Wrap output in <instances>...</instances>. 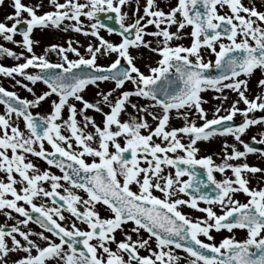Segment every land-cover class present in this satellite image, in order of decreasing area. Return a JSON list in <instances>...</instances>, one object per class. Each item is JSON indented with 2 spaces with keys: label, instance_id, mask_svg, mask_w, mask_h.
Returning a JSON list of instances; mask_svg holds the SVG:
<instances>
[{
  "label": "snow or ice",
  "instance_id": "snow-or-ice-1",
  "mask_svg": "<svg viewBox=\"0 0 264 264\" xmlns=\"http://www.w3.org/2000/svg\"><path fill=\"white\" fill-rule=\"evenodd\" d=\"M48 3L52 10L40 14L41 4L33 7L22 0H13L14 13L6 17L12 23L0 21V38L19 44L29 53L17 55L0 45V55L17 60L23 57V62L15 66L0 65V74L13 78L19 75L32 85L42 82L47 87V91L36 95L32 87L17 80V84L32 93L33 99H27L0 86V104L5 106L0 114V172L5 174V179H0V210H11L4 211L8 219H15L13 211L23 217L7 226V230L0 225V264H9L10 253L19 252L25 255L13 264H48L53 260L56 264H264V187H249L248 179L242 175L264 169L227 162L260 151L241 136L250 126L264 124V117L249 118L251 112H264V94L251 99L246 95L248 78L257 69L264 72V11L245 6L242 0H177L168 11L159 8L157 0H145L141 9L136 0L135 19L126 23L128 13L122 9L131 0H48ZM221 9L227 11L222 13ZM101 13L109 14L107 19H114L118 29L105 23ZM81 17L94 21L88 26L90 31L85 30ZM65 21L74 23L64 24ZM62 24L63 31L71 29L91 35L98 44L89 43L85 55L69 40L67 47L52 44L37 55L34 44L39 41L31 38L33 30L61 29ZM21 25L24 27H18ZM148 25H154L157 30L146 31ZM173 26L175 32L170 31ZM187 27L191 28V45L173 46L171 41L181 39L182 30ZM102 28L109 34L117 32L121 42L113 43L100 36ZM17 34L21 41L14 39ZM146 35L159 38L155 46L145 40ZM140 47L160 57L147 74L134 63L135 57L129 51ZM202 49L214 54L215 61H206ZM49 52H55L61 62H51ZM68 53L77 58L70 59ZM110 54H115V59L109 64L97 63L100 56ZM213 67L218 70L215 75L210 72ZM30 68L37 71H26ZM105 81L114 82L115 87L107 92L99 91L97 95L101 99L94 103L84 98L82 93L89 85L99 88ZM126 82L134 88L124 90ZM257 86L264 88V78L257 81ZM209 89L237 93L238 100L226 110V115H219L218 107L213 118H208L201 93ZM117 90L121 91L113 97ZM52 96L58 99L51 101V113L34 115L31 109ZM133 96L148 103H133L130 99ZM215 98L227 99L226 96ZM72 101L82 105L79 114L83 126L77 120L78 110ZM241 102L246 106L243 109L237 107ZM101 105H106L109 111L104 112ZM128 106L138 115L122 121L121 113ZM66 107L69 115L62 119ZM193 109L203 124L198 126L195 120L189 121ZM87 110L103 115V127L85 115ZM173 110L184 117L185 125L169 130ZM237 113L244 117L242 123L236 127L225 123L232 121ZM145 116L157 121L154 128ZM13 117L23 120L27 134L15 124ZM89 124L94 132L86 133L84 129ZM62 128L70 135L63 134ZM217 134L232 135L244 150L232 145V152L226 151L224 163L219 165L214 164L210 155L198 159L197 142L208 141ZM261 136L259 141L252 137L253 142L264 145V133ZM121 137L123 145L118 139ZM154 137L165 144L157 143ZM184 137L188 138L187 144L182 142ZM94 140L97 147L92 146ZM45 142L52 151L45 148ZM228 147L224 145L225 150ZM178 150L183 155L177 154ZM128 153L130 158L126 156ZM27 154L42 158L48 165L59 168L63 175L40 172L27 160ZM86 156L94 159L87 162ZM197 166L206 169V181L197 178ZM164 167L174 169V174L165 175ZM226 169H231L235 179L226 177L218 181L213 173H225ZM185 176L188 179H182ZM61 180L71 188L83 190L88 198L83 199L71 188H64L62 194L58 190L63 187ZM45 181H51V190L41 186ZM17 184L23 187L18 190ZM133 185L137 190H133ZM201 185L204 189L211 187L214 195L202 191ZM154 190L162 196L154 195ZM177 193L189 199H173ZM236 193L245 194L247 201L235 199ZM40 196L51 198L52 204L59 206L38 205L34 200ZM201 201L209 206L201 208ZM97 203L105 205L112 215L102 218L95 210ZM81 204L83 211L78 207ZM65 205L89 230H81L75 222L70 227L61 223L65 220L62 211ZM182 205L206 215L193 221L180 210ZM213 205L219 207V214ZM29 222L39 224L51 235L24 230L21 226L26 228ZM128 222L134 225L131 232L137 234V239L124 233L125 238L118 241L117 230L123 231ZM236 229L244 230L247 238L238 240L229 236L216 243L212 235L213 230L231 233ZM141 230L148 233L147 239L139 237ZM153 239L155 248L149 244ZM111 244L116 245L115 250ZM140 249H146L149 254L141 255Z\"/></svg>",
  "mask_w": 264,
  "mask_h": 264
},
{
  "label": "rangeland",
  "instance_id": "rangeland-1",
  "mask_svg": "<svg viewBox=\"0 0 264 264\" xmlns=\"http://www.w3.org/2000/svg\"><path fill=\"white\" fill-rule=\"evenodd\" d=\"M23 3L29 5V6H33L35 7L37 4H41L42 6L38 9V13L42 14L45 11H50L52 10L51 6L48 3V0H22ZM60 2H63V0H60ZM81 2H86V0H81ZM177 0H157V6L161 9H163L164 11H168L170 9L171 6H174L176 4ZM242 3L245 6L248 7H255L258 11H264V0H242ZM145 4V0H139V7L142 9L143 6ZM137 7L136 4V0H131L130 5L125 6L122 11H126L128 13V19L126 20V23H130L133 22V20L135 19V9ZM227 11V9H221L222 13H225ZM14 13V7H13V0H3V3H0V21L5 22L6 24H11V21L6 20V17L10 14ZM141 15L143 14L142 12L140 13ZM81 20L83 21L85 30H89V25L90 23L94 22V21H89L86 17H81ZM70 23H74L72 21H65L64 24H70ZM64 25H61V29H55L54 31V38L50 41H48L45 36H44V31L37 28L33 30V33L31 35V38L34 41H39L38 44H34V52L37 55L43 54L44 50L46 47H48L49 45L52 44H57V45H62L64 47H67V41L71 40L73 42V46L77 47L80 52L82 54L86 55V48L87 45L89 43L96 45L98 44V40L96 37H93L91 35H84L83 33H78L75 32L71 29H69L68 31H63ZM157 29H155L154 25H148L146 31L148 32H152V31H156ZM43 31V32H42ZM170 31L175 32L176 31V27L173 26ZM191 32V28L187 27L184 30H182V38L177 40L174 39L173 41H171V44L173 46L175 45H183V46H190L191 42H192V37L190 35ZM100 36L104 37L106 40H109L110 42L113 43H120L121 42V38L115 34H109L108 32L101 30L100 29ZM14 39L17 41H21L22 37L17 34L14 36ZM158 37H154L151 35H146L145 36V40L147 41H152L153 46L156 45L157 41H158ZM225 43H227V41H224ZM0 45H3L7 48H10L11 50H13L15 53H17V55H19L21 52L24 53V56H28L29 53H27V51L21 47L19 44H13L10 41H5L2 38H0ZM130 54L135 57L134 63H136V65L138 67H140L141 71L145 72L147 74L148 69L150 66H156V62L160 59L159 55L157 53L151 52L149 51L147 48L144 47H140V48H130L129 49ZM202 52L204 54V58L205 60H211V61H215V56L214 54H211L208 50L206 49H202ZM69 58L70 59H76L77 57H75L74 54L72 53H68ZM48 59L53 62V63H58L61 62L60 57L55 53V52H49L48 53ZM115 59V54H110L108 56H100L98 58L97 63L102 64V65H107L109 64L112 60ZM23 62V57H21V59L17 60L14 57H9L6 55H0V64L6 66V67H12L15 66L18 63ZM122 62H124L122 60ZM214 68V67H213ZM31 69V68H30ZM34 70V69H32ZM30 72H32L30 70ZM242 79L245 77H241ZM261 78H264V72H261L259 69L254 71V74L248 78V91L246 92V95L249 96V98H254L257 95H262L264 94V88H260L257 86V81ZM114 82L112 81H107V82H102L99 84V88H97L96 86H92V87H87L84 92L82 93V95L85 96H92V100L90 99L89 96V101L91 102H96L98 100L101 99L100 96L97 95V93L99 91H104L107 92L109 90H111L112 88H114ZM134 88V86L127 82L125 84V88L124 90H132ZM121 90H117L116 92H113V97L117 96L119 94ZM201 96L203 97V99L206 101V103H204L202 106L204 107V109L206 111H213L210 113H208V118L211 119L213 118L215 113V109L216 108H220L221 111L219 112V115H226L228 109L231 108L232 104L234 101L238 100V96L237 93L228 89H225L223 93L220 92H216L215 90L209 89L206 90L204 92L201 93ZM226 96L227 99H216L215 97H223ZM132 100L133 103H137L138 105H146L148 102L146 100H144L143 98H138V97H131L130 98ZM212 104H214L215 108L212 107ZM104 109V112H108L109 108L106 105H101ZM237 107L243 109L246 106L241 102L240 104L237 105ZM153 111L159 112V109H153ZM184 111V110H181ZM192 111H195L194 109ZM259 110L255 111V112H251L249 113V118H252L253 115L255 116L256 119H260V117H258L256 115V113ZM124 113V117L121 114L120 119L122 121L124 120H130L131 116L134 115H138V113L136 112L135 109H132L130 106H128L126 108ZM170 117H173V119L177 120L179 119L181 116H179L177 114V112L175 110H173V112L170 114ZM145 118L148 120L149 124L154 128L157 124V121L153 120L150 116H145ZM104 117H100L96 123L97 125H101L102 121H103ZM244 117L240 114L237 113L236 116L233 117V120L239 121V122H243ZM78 121L81 123V117H78ZM204 122V121H203ZM82 126V124H81ZM250 127H253L254 130L253 131H246L242 136L241 139L245 140H252V137H256V140L259 141L260 139H262L261 134L264 133V124H257V125H252ZM115 127L113 126V129ZM84 131L87 133L89 132V130L87 128L84 129ZM94 131V129H93ZM226 137H223V143H227V144H234L237 146L239 151H243L241 146L238 145V141L235 140V138L233 136H231L230 139L226 140ZM119 139V138H118ZM213 140H222V139H213ZM119 141L121 142V144L123 145L124 140L121 137L119 139ZM111 149V147H110ZM113 150V149H111ZM231 163L233 165H240L243 163H247L250 166L253 167H258L260 169H264V158H262V155L260 154H255V155H247L246 158H243L242 161L238 162V163H233V162H228ZM242 175L248 179L249 181V187L252 188H259V187H264V171L261 172H257V173H247L244 172L242 173ZM18 239H22L19 236L17 237ZM23 242V241H22ZM10 243V241H9ZM25 255V253L23 252H19V253H10L9 256V264H13V262L18 259L19 257ZM51 262V264H56V262L53 261H49Z\"/></svg>",
  "mask_w": 264,
  "mask_h": 264
},
{
  "label": "flooded vegetation",
  "instance_id": "flooded-vegetation-1",
  "mask_svg": "<svg viewBox=\"0 0 264 264\" xmlns=\"http://www.w3.org/2000/svg\"><path fill=\"white\" fill-rule=\"evenodd\" d=\"M0 65H2V64H0ZM30 70L32 72H36L37 71L36 69H34V70L28 69L26 71L30 72ZM17 80H20L22 82V84H28L29 87H32L34 89V92L36 93V95H40L43 91H47L46 85H44L42 82H37V84L32 85L29 81L25 80L23 77H21L19 75H15L14 78H13V77H8V76H5L3 74H0V86H3L5 89H7L9 91H15L17 93V95H19L21 98L33 99L32 93L28 92L26 88L21 86V84H17L16 83ZM105 82H107V81H105ZM92 86L93 85H91L90 87H92ZM89 96H90V99L92 100L93 99L92 96L91 95H89ZM89 96L88 97L85 96L84 98L89 101V99H88ZM56 99H58L56 96H52V97L46 99L45 101L41 102V105L39 107L32 108L31 111L33 112L34 115L36 113H39L41 116H46V115L50 114L51 111H52L51 101L52 100H56ZM72 102L76 103V107H77V110H78L77 120H78V117L80 116L81 117V124L83 126V123H84L83 117L79 114V109L82 107V105L79 102H76V101H72ZM212 107L215 108L214 104H212ZM4 111H5V106L0 104V114H2ZM211 112H213V111H211ZM211 112L207 111V113H210V114H211ZM121 114L124 117L125 114L124 113H121ZM68 115H69V113H68L67 107H66L62 111V119H67ZM85 115L91 116L95 121H97L100 117H103V115L101 113L95 112L94 110H87ZM252 118H255V116L253 115ZM188 119H189V121L195 120V122H196V124L198 126L203 124V121L199 119V117L195 114V111L191 112V114H190ZM13 120H14L15 124H17L20 127V129L22 131H25V133L27 134V130L25 129L23 120L22 119L16 120L15 117H13ZM58 122H60V121H58ZM231 122H234L236 124V126H238L241 123V122L236 121V120H232ZM184 125H185V119H184L183 116H181L177 120L173 119V117H170L169 124H168V129L170 130L171 128H179V127H183ZM100 126L103 127V121H102V124ZM87 129L89 130V132H94L91 124L88 125ZM113 130H115V128ZM253 130H254L253 127H249V129H247L246 131L249 132V131H253ZM142 131H144V130H142ZM62 132L65 135H70V133L64 128H62ZM145 134H146V132H145ZM231 136L232 135H219V134H217V135H214L212 138H210L208 141H198L197 144L195 145V147H197L199 149V151L196 153V157L199 159V158L206 157V156L210 155V156H212L214 164L219 165V164L224 163L225 152L227 151V153H231L232 152V147L231 146L234 145V144H232V143H230V144L223 143V137H226L225 139L228 140V139L231 138ZM154 139L156 140L157 143H161L162 146L165 144V142L162 141L159 138H155L154 137ZM213 139H222V140L220 141V140H213ZM244 141L247 142V143L248 142H253V140H248V139H245ZM182 142L187 144L189 142L188 138L184 137ZM225 144L229 145L227 150H225V148H224ZM238 145H240L242 150H244L243 146L239 142H238ZM92 146L93 147H97L98 143L94 140L92 142ZM234 146L238 150L237 146L236 145H234ZM75 147L76 146L74 144V148ZM45 148L49 152L52 151L51 146L48 145L47 142H45ZM110 151H111V149H110ZM262 152H264V145H263V148H262L261 151H258L256 153H250L249 155H255V154L262 155L261 154ZM177 154L183 155V153L179 152V150H178ZM169 155L174 156L176 154L169 153ZM126 156L128 158H130V153L126 154ZM262 158H264V155H262ZM85 159H86L87 162H91L94 158L86 156ZM95 159L98 160V158H95ZM27 160H30L32 163H34L36 165V167L40 170V172L48 171L51 174H54V175H57V176H62L63 175V172H61V170L59 168L55 167L54 165H48L47 162L45 160H43L42 158L36 157L34 155H31V154H27ZM242 160H243V158H240V159L229 160L227 162L238 163V162H240ZM141 163L143 165V161ZM174 171L175 170L170 168V167H164V174L165 175L167 173H169V172L174 174ZM196 171L199 174L197 178L198 179H204L206 181V179H207L206 169H204L201 166H197L196 167ZM213 174H214V176L216 177V179L218 181L219 180H223L226 177L235 179L231 169H226L225 173H220L218 171H215ZM81 175H83V173H81ZM0 179H5V174L3 172H0ZM17 179H19L18 175H17ZM182 179H188V177L185 176V177H182ZM60 183L63 185V187L61 189H58V190L62 194H63V189L64 188H71V185L68 182H66V181L61 180ZM41 186L45 190H51V181L41 182ZM16 187L19 190L21 187H23V185L17 184ZM132 188H133V190H137V186L136 185H133ZM201 189H202V191H207L210 195H214V192H212L211 187L208 188V189H204L203 185H201ZM71 190L73 192H75L76 194L80 195L83 199H87L88 198L87 194L81 189L71 188ZM154 195L162 196V194L159 191H155V190H154ZM9 198H11V197L9 196ZM172 198L173 199H175V198L189 199V197L187 195L183 194V193H177L176 196H174ZM234 198L240 200L241 202H246L247 199H248V197L245 194H243V193H236ZM34 202L37 203L38 205L39 204H45L48 207L59 206V204L53 205L52 202H51V198H46V197H43V196L37 197L34 200ZM199 206L202 208V207H208L209 205H207V204H205L204 202L201 201V202H199ZM25 207H28V206L25 205ZM78 207H79V209L81 211L84 210V206L82 204L78 205ZM213 208H214L215 211H217L218 214L220 213V209H219L218 206L213 205ZM95 210L100 214V216L102 218H108V217H110L112 215V213L102 203H97L95 205ZM180 210L184 214H186L189 218H191L193 221H195L198 218L202 219L206 215L203 212H200V211H198L196 209H192V208H190L188 206H184V205L180 206ZM4 211H11V210H7V209L6 210H0V225H4L6 227V230H7V226H10V225L14 224L17 219H23V217H20L19 214L15 213L14 211L12 212V216L15 217V219H8L4 215ZM62 211H63V214L65 216V220L61 222L63 225L70 227L71 223L75 222L77 227H79L81 230H84V231L89 230L87 228L86 224L82 223L79 220H76V218L73 217L71 215V213H69L67 211V206L66 205H65V207H64V209ZM21 227L24 230H31L32 232H45V235H49V236L51 235L50 233H47L43 228H41L39 224H36L34 222H29V224L26 226V228L24 226H21ZM133 227H134V225L132 224V222H128L127 224H125L124 227H123V231L117 230V232L115 234L116 235V239L118 241L119 240H123L125 238L124 233H127V234L131 235L134 240L137 239V234L134 233V232H131V229ZM212 235L215 237V242L216 243H218L223 238L229 237V236H233L234 238H236L238 240L247 238L246 237V232L244 230H238V229L233 230V232H231V233H229L227 230H221L219 232H216L215 230H213L212 231ZM139 237L142 238V239H147L148 238V233L144 232L143 230H141V232L139 233ZM32 238L36 239L35 236H33ZM53 239H56V238L53 237ZM201 239H205V241L208 242L206 240V238H204V237H201ZM92 242L95 243L96 241H92ZM39 243H41L43 245L44 242L43 241H39ZM149 244L153 248H155L154 239L150 240ZM81 247H82V245H81ZM110 247H112L113 250H115L116 245L115 244H111ZM140 254L141 255H148L149 252L146 249H140ZM181 255H185V254L183 252H181ZM48 264H51V262H48Z\"/></svg>",
  "mask_w": 264,
  "mask_h": 264
},
{
  "label": "water",
  "instance_id": "water-1",
  "mask_svg": "<svg viewBox=\"0 0 264 264\" xmlns=\"http://www.w3.org/2000/svg\"><path fill=\"white\" fill-rule=\"evenodd\" d=\"M107 15H109V14H105V13H101L100 14V16H101V19L105 22V23H107L109 26H113V27H116L117 29H118V24H116L115 23V20L113 19V20H108L107 19ZM111 15H113V17H114V15L115 14H111ZM19 27H24V25H21V26H19ZM103 29V28H102ZM113 33H115V34H117L118 35V33L117 32H113ZM217 71L218 70H216L215 68L214 69H211L210 70V72H211V74H213V75H215V74H217ZM262 112V111H261ZM262 113H264V112H262ZM226 124H229L230 126H235V124H233V123H231V122H225ZM250 146H253V147H255V148H257V149H261V147H259V145L258 144H250Z\"/></svg>",
  "mask_w": 264,
  "mask_h": 264
},
{
  "label": "bare ground",
  "instance_id": "bare-ground-1",
  "mask_svg": "<svg viewBox=\"0 0 264 264\" xmlns=\"http://www.w3.org/2000/svg\"><path fill=\"white\" fill-rule=\"evenodd\" d=\"M43 31H44V36H45V38H46L48 41H50V40H52V39L54 38V31H55L54 28L43 29ZM43 31H42V32H43Z\"/></svg>",
  "mask_w": 264,
  "mask_h": 264
}]
</instances>
